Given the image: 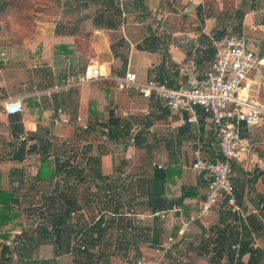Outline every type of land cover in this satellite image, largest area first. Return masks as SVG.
<instances>
[{
    "label": "crops",
    "instance_id": "0c3cea01",
    "mask_svg": "<svg viewBox=\"0 0 264 264\" xmlns=\"http://www.w3.org/2000/svg\"><path fill=\"white\" fill-rule=\"evenodd\" d=\"M14 6L0 0V191L18 195L20 203L31 196L53 211L52 190L44 195L37 187L50 182L56 190L60 184L52 181L65 173L53 178L49 172L36 182L43 159L51 172L77 165L102 184L103 211L111 202L107 183L119 178L131 185L128 205L113 201V209L124 206L133 217L115 219L109 264H229L235 253L224 244L240 238L243 263L264 264V120L242 126L252 148L234 163L238 204L248 214L240 236L227 207L200 215L208 182L193 164L198 154L211 160L218 149L210 116L197 110L190 122L191 115L144 98L136 87H120L127 72L140 84L167 80L172 88L203 81L216 43L240 35L261 61L245 84L264 109V0H30L27 8ZM90 66L101 79L79 84ZM14 101L23 112L6 114L3 105ZM9 240L0 229V264L8 258L1 242ZM106 241L100 252L107 253ZM42 244L33 262L28 255L22 263H77Z\"/></svg>",
    "mask_w": 264,
    "mask_h": 264
},
{
    "label": "built area",
    "instance_id": "2783aa9c",
    "mask_svg": "<svg viewBox=\"0 0 264 264\" xmlns=\"http://www.w3.org/2000/svg\"><path fill=\"white\" fill-rule=\"evenodd\" d=\"M215 48V59L203 81L193 80L187 86L172 88L167 80L153 79L140 84L136 73L127 72L120 87H136L144 98L160 102L174 113L191 115L190 122L196 120L197 110L210 116L218 138L216 154L220 157L213 161L198 154L195 158L193 170L207 177L208 182L200 215L209 214L219 205L227 207L236 216L231 226L242 236L248 214L238 204L233 169L234 163L252 148L248 138L242 135V126L255 127L264 120V109L247 94L245 84L249 73L261 61L248 49L244 36H225ZM101 77L100 70L90 66L78 77V83H91ZM3 109L8 115H15L22 113L24 107L21 101H14L5 103ZM231 249L235 255L229 264H243L241 238ZM138 264L145 262L141 260Z\"/></svg>",
    "mask_w": 264,
    "mask_h": 264
},
{
    "label": "rangeland",
    "instance_id": "374dc122",
    "mask_svg": "<svg viewBox=\"0 0 264 264\" xmlns=\"http://www.w3.org/2000/svg\"><path fill=\"white\" fill-rule=\"evenodd\" d=\"M29 1L30 0H14V8L17 11L19 9L27 8L29 7ZM48 3L49 2H45L40 6L41 11H44L46 9L45 7H47ZM76 166L77 165L73 164L67 165V167L63 171L65 175H63L61 181H52L54 183L60 181L59 183L61 187L58 186L59 189L57 187L56 190H54L53 184H51V186H48L50 182H48L47 184L46 182L38 184V190L36 189L37 191H39V193H44V195L48 194V189L52 190V196L50 198H52L51 200L55 205V209L64 207V203H66L68 199H76L77 205L72 210L70 227H68L71 230L70 238H68V236H66L64 232L62 238L60 239L64 242V244H60L62 242L57 240L55 226L49 223V221H51L50 214L51 212H54L55 209L51 211L48 210V208L45 206H36L37 202L34 203L35 200L32 202L31 199H28V197L31 196H28L27 199H25L26 201L24 200V198L21 200L20 205H14V213L19 214L17 222L21 223L23 227L14 228L12 230L9 243L10 246H12L15 250L5 256H8V258H6V261L2 262L3 264H23L21 260L22 255H26L25 258L28 255H32L31 262H33L34 248L42 244L41 242H45L42 245H46L48 247L50 246L51 248L55 249L56 252H58L57 254H59L60 256L66 254L67 257L70 258L71 256L74 259L78 258V252H85L86 250H88L89 253L94 254L95 257L98 256L100 249L103 247L101 246V244H103L104 240H107L104 245V251L107 253L113 252V247L115 244L114 242L117 240L114 231V227L116 226L115 219L122 217L131 219L133 217V214L130 211H127L124 206L123 210L120 211L119 214L115 213L113 211V207L115 206L113 204V201L116 200L118 204L125 203V205H128L127 200L128 196L130 195L131 189V185L129 184L130 182L126 179H122L121 181L118 178L115 180L117 181L116 184H113V181L107 183V189L111 191V194H109V198L111 200V202L109 203L110 207L107 208L108 211L101 212V209L99 208V190L101 189L102 184L99 185L97 179L93 178L91 172L89 174L85 170L77 169L80 173H76V171H74V168H71ZM92 166L96 167V165ZM86 173L89 174V177L88 175H86ZM83 174H85L86 176ZM65 181H67L68 186L74 185L75 190L68 191V188L67 190H65ZM28 182L32 183L31 180H28ZM112 185H115V187L117 186V191H113ZM28 187L29 186L26 183L24 187L25 190H27ZM47 197H49V195H47ZM99 222H101V226H98ZM124 226H118L119 228H116L117 230L121 229L124 232L126 231L127 233V230ZM43 229L44 234H42ZM102 229L105 230L102 231ZM88 235L92 237L88 239L89 241H95V239L98 237L101 243L98 244L95 248H91L89 247V245L88 247H86V244L84 242L86 236ZM81 241L83 243H81ZM24 245H27L28 249L22 250ZM111 260L113 261L114 259L112 258ZM139 261L133 260L134 264H138ZM102 263L103 262H101L100 264ZM71 264L76 263L73 261Z\"/></svg>",
    "mask_w": 264,
    "mask_h": 264
},
{
    "label": "trees",
    "instance_id": "16d2710c",
    "mask_svg": "<svg viewBox=\"0 0 264 264\" xmlns=\"http://www.w3.org/2000/svg\"><path fill=\"white\" fill-rule=\"evenodd\" d=\"M214 55V49L212 48L209 51L208 57H206L205 61H210L212 59ZM170 86V85H169ZM182 87V86H180ZM178 87V88H180ZM219 155L216 154V151L214 152V156L211 160L215 161L217 159H219ZM60 165V164H59ZM67 167V164H61L59 166V169H56V171H49V167H48V162L47 159H43L42 164H41V168L39 169L38 175L36 177V182H42L44 181V175L50 172V174L53 176V178H55L57 176V173L59 172H63L64 169ZM74 168V171H76V173H80L79 170L80 168L76 167H71ZM79 169V170H77ZM83 170V169H82ZM83 172V171H82ZM96 175V174H95ZM61 181V180H60ZM58 181L57 183L60 184ZM65 183V190L68 191L69 190H75V186H68L67 181L64 182ZM60 186V185H59ZM106 198L110 197L109 194H107L105 196ZM25 199H27L26 197H24ZM54 200V199H53ZM184 200V198H183ZM20 204V197L14 193H9V192H4V191H0V229H2L4 231V238L7 239V237L9 238L11 236L12 230L14 228H22L23 225L19 222H17L18 218H19V214L14 213L15 209H14V205H18ZM64 207H61L60 209L57 208L55 209L54 212H51V221H49L50 224H52L53 226H55L56 228V236H57V240L61 241L60 239L63 236V233L65 232L66 236H68V238H70V233L71 230L70 228V219H71V214H72V210L74 207H76L77 205V201L76 199H68V201H66V203H64ZM98 205V204H97ZM119 205H117L113 211L117 214H119ZM101 212H103V210H101ZM156 212V211H155ZM102 222V221H101ZM101 222H99L98 226H101ZM68 228V229H66ZM105 229H102V231H104ZM235 232V231H234ZM236 233V232H235ZM42 234H44V229L42 230ZM62 234V235H61ZM236 237H237V233H236ZM90 237V235L86 236L85 242L83 240V242L86 244L85 246L88 247H93L95 248L98 244L101 243L100 239L97 237L95 239V241L92 240H88ZM67 240V237H66ZM62 243L60 244H64L63 241H61ZM235 243L234 241H230L226 244L225 242V247H227L228 249L231 248L232 244ZM1 253H2V257L4 258L6 253L12 252L15 249H13L12 246H10V243H5V242H1ZM61 246V245H60ZM65 246V245H64ZM221 248H223V244H220ZM118 248V247H116ZM27 245H24V247L22 248V250H26ZM115 250V249H114ZM20 251V250H18ZM101 251V249H100ZM115 253H104V252H99L98 256L95 257L94 254L89 253L88 250H86L85 252H78V258L76 259L77 263L76 264H100L101 262H103L102 264H109L112 257L114 256ZM26 255H22L21 256V260H23L25 258ZM130 261V260H129ZM47 264V263H44ZM244 264V263H243Z\"/></svg>",
    "mask_w": 264,
    "mask_h": 264
}]
</instances>
